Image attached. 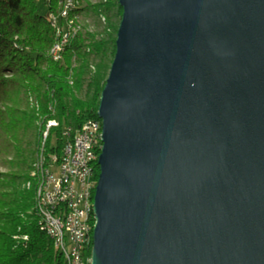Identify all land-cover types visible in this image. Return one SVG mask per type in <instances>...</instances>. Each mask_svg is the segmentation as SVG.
<instances>
[{
	"label": "water",
	"instance_id": "95a60500",
	"mask_svg": "<svg viewBox=\"0 0 264 264\" xmlns=\"http://www.w3.org/2000/svg\"><path fill=\"white\" fill-rule=\"evenodd\" d=\"M92 264H264V0H119Z\"/></svg>",
	"mask_w": 264,
	"mask_h": 264
},
{
	"label": "trees",
	"instance_id": "16d2710c",
	"mask_svg": "<svg viewBox=\"0 0 264 264\" xmlns=\"http://www.w3.org/2000/svg\"><path fill=\"white\" fill-rule=\"evenodd\" d=\"M57 3L58 0L47 2L49 12L57 10ZM90 6L107 19L104 36L96 38L97 33H93L86 43L79 32L66 45L63 59L55 61L50 55L56 36L49 13L39 12L37 0H0V127L15 138L14 131L20 125L34 123L38 119L35 108L21 107L22 95H33L40 105L43 127L50 119L60 122L50 129L46 139L47 155H61L67 126L72 125L75 132L89 118L99 117L123 8L119 0ZM93 62L96 69L91 74ZM72 74L73 85L69 82ZM88 76L91 79L85 96H81ZM53 132L55 145L50 141ZM11 168L9 172L0 171V264H66L63 254L40 225L33 185L25 186L32 181L28 160L24 156L12 160ZM99 174L97 163L96 179Z\"/></svg>",
	"mask_w": 264,
	"mask_h": 264
},
{
	"label": "built area",
	"instance_id": "2783aa9c",
	"mask_svg": "<svg viewBox=\"0 0 264 264\" xmlns=\"http://www.w3.org/2000/svg\"><path fill=\"white\" fill-rule=\"evenodd\" d=\"M47 2V0H45ZM73 7H78V0H58L57 10H52L54 23L59 24V50L53 55L55 61L63 59L61 44L63 34L68 29L69 16L73 14ZM55 127V125H51ZM68 132L66 127V142L61 155L54 153L53 174H50L48 189L49 210H41L42 220L55 222L56 232L59 233L61 221H71L69 240H60L57 248L63 254L66 264L77 263L80 260L81 240H85L86 226L84 220L85 201L83 184L89 183V173L93 167V155L97 150L90 149V135L94 134V120L83 123V134L79 140L80 154L76 160H68L67 148Z\"/></svg>",
	"mask_w": 264,
	"mask_h": 264
},
{
	"label": "bare ground",
	"instance_id": "6f19581e",
	"mask_svg": "<svg viewBox=\"0 0 264 264\" xmlns=\"http://www.w3.org/2000/svg\"><path fill=\"white\" fill-rule=\"evenodd\" d=\"M106 1L108 0H104V2ZM47 2H51V0H47ZM79 8H82L81 0H78V7H73V14L69 16L70 25H68V29H66V34H63L61 52H64L69 41L74 38L81 30V25L79 22L81 13L79 12ZM49 18L52 27L55 29L56 36L55 43L50 49V55L53 58V55L57 54L59 50L60 28L58 23H54V18H52L51 13H49ZM72 82L73 80H71V83ZM89 119L85 122H89ZM91 119L94 120V134L90 135V149L97 151L96 155H93V167H91V173H89V183L83 184L84 198L89 201H85L84 220L86 226V235L85 240H81L80 260H78V264H92L93 229L95 225L94 199L96 186L98 183V179H96V164L98 163L99 155L103 147L102 119L100 117H92ZM59 123L60 122L55 118L48 120L46 123V127L43 129L40 150L32 170V176L35 179V184H33L35 193L34 208L37 215L39 216L40 225L53 240L56 248L60 247V240H69L71 221H61L59 233H57L55 229V222L46 221L45 223L44 220H42L41 210H49L48 189L46 184H49V177L50 174H53L54 166V153L50 155L46 154L45 142L49 135L50 129L52 128L51 125H55V127H57L59 126ZM69 127V148H67V158L68 160H76L77 155L80 154L79 140L81 139V134H83V124L77 128L75 132L72 125ZM63 135L64 137L66 136V128L64 129Z\"/></svg>",
	"mask_w": 264,
	"mask_h": 264
},
{
	"label": "rangeland",
	"instance_id": "374dc122",
	"mask_svg": "<svg viewBox=\"0 0 264 264\" xmlns=\"http://www.w3.org/2000/svg\"><path fill=\"white\" fill-rule=\"evenodd\" d=\"M101 2H104V0H81L82 11L80 12L81 16L79 19L81 25L80 32H82L86 38V43L90 42V35L93 33H97L95 34L96 38L104 36L102 32H104V29H106L108 25L107 19L104 14L99 15L95 13L93 8L90 6L91 4L94 5ZM37 4L41 14L46 15L49 13L48 4L45 0H37ZM88 50L90 49L88 48ZM74 63L76 65V62ZM90 68L91 74H93L96 69L94 62L91 63ZM90 76H88V80L85 82L82 92H80L81 96H85L87 82L91 79H89ZM71 80H73L72 83ZM69 82L71 85L74 84L75 79L73 78V74L69 77ZM21 107L24 110L35 108L38 119L34 123L25 122V125H20L14 131L15 138L11 135V132H7L5 129L0 127V171L9 172L12 169L11 161L19 160L22 156H24L28 160V166L30 165L29 170L32 181H28L25 185L29 188L35 184V179L32 176V170L42 143L44 127L43 118L39 113V102L33 95L23 94ZM53 112H55V109H53ZM50 141L52 144H56L57 139L55 132H53Z\"/></svg>",
	"mask_w": 264,
	"mask_h": 264
}]
</instances>
